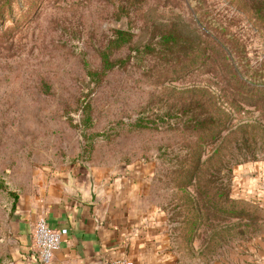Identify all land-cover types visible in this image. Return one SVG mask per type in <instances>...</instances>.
I'll use <instances>...</instances> for the list:
<instances>
[{
  "label": "rangeland",
  "instance_id": "obj_1",
  "mask_svg": "<svg viewBox=\"0 0 264 264\" xmlns=\"http://www.w3.org/2000/svg\"><path fill=\"white\" fill-rule=\"evenodd\" d=\"M66 167L136 171L170 264H264V0H0V264Z\"/></svg>",
  "mask_w": 264,
  "mask_h": 264
},
{
  "label": "crops",
  "instance_id": "obj_2",
  "mask_svg": "<svg viewBox=\"0 0 264 264\" xmlns=\"http://www.w3.org/2000/svg\"><path fill=\"white\" fill-rule=\"evenodd\" d=\"M136 171H127L112 181L92 174L99 200L85 202L70 191V185L89 194V172L66 167L37 193L18 197L9 224L3 264H40L32 231L38 217L61 234L52 264H109L126 258L130 264H170L165 239L157 224L147 222L133 207Z\"/></svg>",
  "mask_w": 264,
  "mask_h": 264
},
{
  "label": "built area",
  "instance_id": "obj_3",
  "mask_svg": "<svg viewBox=\"0 0 264 264\" xmlns=\"http://www.w3.org/2000/svg\"><path fill=\"white\" fill-rule=\"evenodd\" d=\"M33 246L40 264H52L54 254L60 246L61 234L52 229L45 218L40 216L35 221L32 231ZM109 264H130L126 258L113 259Z\"/></svg>",
  "mask_w": 264,
  "mask_h": 264
},
{
  "label": "trees",
  "instance_id": "obj_4",
  "mask_svg": "<svg viewBox=\"0 0 264 264\" xmlns=\"http://www.w3.org/2000/svg\"><path fill=\"white\" fill-rule=\"evenodd\" d=\"M114 36L115 37L109 41L108 47H110L111 45H114V47H120L125 42L128 41L127 33L124 31H116ZM100 55H101L102 64H103V72L102 73H104L106 70H110L112 68L113 62L110 60L109 53L106 50H103L100 53ZM92 74L100 75L101 72H95Z\"/></svg>",
  "mask_w": 264,
  "mask_h": 264
},
{
  "label": "water",
  "instance_id": "obj_5",
  "mask_svg": "<svg viewBox=\"0 0 264 264\" xmlns=\"http://www.w3.org/2000/svg\"><path fill=\"white\" fill-rule=\"evenodd\" d=\"M89 180H90V191H89V194L84 196L82 191L78 188H76L75 186L73 185H70V191L71 193L76 196L77 198L85 201V202H88V203H95L99 200V188H96L95 187V183H94V180H93V177H92V174L90 173L89 174Z\"/></svg>",
  "mask_w": 264,
  "mask_h": 264
}]
</instances>
